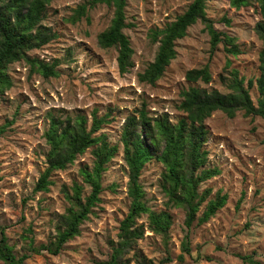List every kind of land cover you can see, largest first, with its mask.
Returning a JSON list of instances; mask_svg holds the SVG:
<instances>
[{
	"label": "rangeland",
	"instance_id": "obj_1",
	"mask_svg": "<svg viewBox=\"0 0 264 264\" xmlns=\"http://www.w3.org/2000/svg\"><path fill=\"white\" fill-rule=\"evenodd\" d=\"M192 1L126 0L123 34L133 54L131 67L120 74L117 48L98 45V35L109 27L113 8L89 5V0H51L39 26L53 38L29 50L27 60L6 67L10 87L0 92V226L12 253L27 255L23 264L109 261L119 224L131 205L120 135L127 118H137L143 106L151 119L166 116L176 124L184 117L178 108L183 91L194 86L228 94L235 80L243 81L253 107L264 100L256 83L264 43L255 31L262 19L254 1L236 10L227 0H203L205 17L221 34L220 42L211 49V37L197 20L175 41L176 56L161 77L153 84L140 81L158 49V43L150 38L152 31L173 22ZM81 5L85 13L76 19L75 10ZM35 60L54 66L57 75L43 76L33 64ZM205 66L210 73L208 83L186 81L187 71ZM94 112L98 118L107 116L97 135H104L117 152L101 175L100 201L78 227V235L52 255L41 248L53 243L63 229L62 217L71 205L68 197L73 185L82 188V200L90 193L80 172L93 167L95 147L78 155L64 170L52 173L47 191L35 192L46 168L44 133L49 116L64 121L81 115L90 127ZM204 127L207 134L202 151L206 158L196 175L201 171L217 173L196 188L195 202L202 197L203 201L195 220L186 227V209L169 198L162 179L165 168L152 158L138 179L142 202L150 212L165 214L170 225L165 232L154 231L148 214L140 215L135 227L142 236L122 258L124 264H159L166 258L169 260L163 264H264V119L247 116L243 110L232 117L216 111L204 121ZM217 196H225L224 206L206 222L198 223L207 203ZM186 240L189 253L182 251Z\"/></svg>",
	"mask_w": 264,
	"mask_h": 264
},
{
	"label": "trees",
	"instance_id": "obj_2",
	"mask_svg": "<svg viewBox=\"0 0 264 264\" xmlns=\"http://www.w3.org/2000/svg\"><path fill=\"white\" fill-rule=\"evenodd\" d=\"M230 7L240 9L249 6L254 1L258 4L262 21L255 26V31L264 43V0H227ZM51 0H0V92L10 87V81L5 74L6 67L20 59H26L25 54L49 42L53 34L47 33L39 24L42 21L44 10ZM89 5L104 4L113 8V17L109 27L98 35V45L102 48H117V69L124 74L131 67L133 50L128 38L123 34L126 28L125 6L126 0H89ZM76 19L85 13V6L81 5L76 10ZM197 20L205 25L211 37V49L220 42L221 34L206 19L203 0H193L186 11L173 22L162 29L153 30L151 40L158 43V49L144 72L139 76L140 81L153 84L163 74L170 61L176 56L175 41L186 35L188 27ZM260 76L256 83L260 94H264V47L259 54ZM39 72L45 76H56L54 66L32 61ZM185 79L189 83L201 81L208 83L210 73L207 66L201 69H192L186 72ZM243 81H236L230 85L231 92L221 94L215 90L190 86L181 93L182 100L179 109L184 117L171 124L166 116L151 119L148 117L144 106L138 111V117H128L120 135L123 155L128 175V196L131 205L127 215L119 224L118 241L112 247L109 261L105 264H124L122 258L130 251L135 242L141 238L142 231L135 227L136 220L142 214H148L152 230L165 232L170 225L165 214L156 215L150 212L142 202L143 191L138 183L141 170L145 163L152 158L160 162L165 172L162 179L167 185L169 198L175 205H182L186 209L185 225L189 228L195 220V214L203 197L197 199L196 188L204 180L217 173L201 171L198 169L204 164L206 153L202 151L205 143L206 130L204 121L216 111H221L232 117L237 110H243L247 116L257 115L264 119V100L258 101V107H253L248 91L242 86ZM252 81H248V87ZM107 123V116L98 118L92 114L90 127L87 120L77 115L75 119L68 117L61 121L49 116L48 129L44 133L48 152L45 157L46 168L40 174L35 187V192H45L52 184L50 177L56 171L64 170L72 164L78 155L83 154L88 148L93 150L94 163L91 170L81 169V176L85 184L90 187V193L82 200V188L76 184L72 187V196L68 197L71 205L63 215V229L58 231L56 239L41 250L49 254H59L62 246L78 235V227L87 220L91 209L100 201L102 192L101 175L106 164L117 152L116 146H110L104 135H97L101 126ZM3 129H0V134ZM264 144V140H263ZM1 180V178H0ZM226 202L225 196H217L215 200L207 203L198 223L206 222L215 212L221 209ZM39 251V250H38ZM182 251L189 253L187 240L182 244ZM27 255L16 257L6 242L4 228L0 226V261L3 264H23ZM182 262V256L178 257ZM245 259L253 263L246 257ZM169 258L159 264L168 261ZM143 264H151L150 262Z\"/></svg>",
	"mask_w": 264,
	"mask_h": 264
}]
</instances>
